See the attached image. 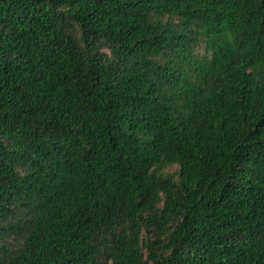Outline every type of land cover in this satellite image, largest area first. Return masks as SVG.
Here are the masks:
<instances>
[{
	"label": "trees",
	"instance_id": "1",
	"mask_svg": "<svg viewBox=\"0 0 264 264\" xmlns=\"http://www.w3.org/2000/svg\"><path fill=\"white\" fill-rule=\"evenodd\" d=\"M0 264H264V0H0Z\"/></svg>",
	"mask_w": 264,
	"mask_h": 264
}]
</instances>
